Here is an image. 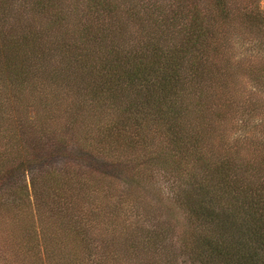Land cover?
I'll return each instance as SVG.
<instances>
[{
  "label": "trees",
  "instance_id": "1",
  "mask_svg": "<svg viewBox=\"0 0 264 264\" xmlns=\"http://www.w3.org/2000/svg\"><path fill=\"white\" fill-rule=\"evenodd\" d=\"M157 168L177 239L146 198ZM0 247L3 264H264L260 0H0Z\"/></svg>",
  "mask_w": 264,
  "mask_h": 264
},
{
  "label": "rangeland",
  "instance_id": "2",
  "mask_svg": "<svg viewBox=\"0 0 264 264\" xmlns=\"http://www.w3.org/2000/svg\"><path fill=\"white\" fill-rule=\"evenodd\" d=\"M260 3L264 8V0H260ZM118 179L120 186L119 190L126 193L128 185L122 179ZM146 189V198L151 202L159 205L156 211L157 213H159V216L163 220L172 218V221L176 228L173 237L177 239L178 236L179 238L181 235V231H183L185 220L183 219V214L181 213L179 208L176 207L175 200L172 196V192L175 191V184L170 173L167 170L157 168L153 171L152 180L146 183ZM116 193L117 192H115V197ZM0 264H3V257L0 259Z\"/></svg>",
  "mask_w": 264,
  "mask_h": 264
}]
</instances>
